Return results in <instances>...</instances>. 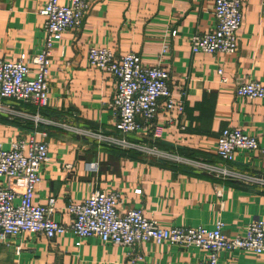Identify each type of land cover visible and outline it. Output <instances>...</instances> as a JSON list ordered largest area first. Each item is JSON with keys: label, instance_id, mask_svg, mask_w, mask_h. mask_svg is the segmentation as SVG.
I'll return each mask as SVG.
<instances>
[{"label": "crops", "instance_id": "0c3cea01", "mask_svg": "<svg viewBox=\"0 0 264 264\" xmlns=\"http://www.w3.org/2000/svg\"><path fill=\"white\" fill-rule=\"evenodd\" d=\"M89 4L78 31H66L51 51L49 98L45 107L13 99L0 106V142L33 139L48 146L49 161L39 169L33 203L54 199L51 219L68 225L69 204L92 193H116L120 215L139 209L163 228L204 227L224 222L223 234L234 239L255 218L264 220V185H245L189 164L217 166L215 145L221 131L235 128L264 143V99L235 95L238 85L255 80L264 85V0H241L242 22L234 54H194L189 40L214 29V0H85ZM46 0H0V59L16 61L36 55L44 45ZM69 0H59L67 4ZM175 31V36L171 32ZM166 45V53L162 49ZM107 48L115 57L133 53L147 67L168 74V87L182 97L179 114L160 110L148 131L126 135L184 162L124 151L60 127L35 122V117L74 129L116 136L110 108L116 81L90 68L88 50ZM221 70L219 74L218 70ZM142 123V119L138 118ZM158 129L160 137L153 139ZM96 162V173L84 169ZM227 167L264 180V154L238 150ZM14 191L21 182L3 181ZM139 189L140 194L135 190ZM78 242V244L76 243ZM19 249V253H16ZM195 248L168 243H140L132 249L104 244L96 237L79 240L71 233L48 240L26 232L0 241V264H197ZM220 264H264V253H220Z\"/></svg>", "mask_w": 264, "mask_h": 264}, {"label": "built area", "instance_id": "2783aa9c", "mask_svg": "<svg viewBox=\"0 0 264 264\" xmlns=\"http://www.w3.org/2000/svg\"><path fill=\"white\" fill-rule=\"evenodd\" d=\"M89 4L85 0H69L60 4L59 0H46L40 14L44 17V45L39 53L32 56L24 54L16 61L0 59V100L13 99L32 104L37 109L45 107L49 98V70L51 51L60 42L66 31H78ZM212 17L214 29L206 34L190 38V49L194 54H234L237 50V32L241 26V0H214ZM176 32L172 31L171 36ZM164 45L162 53H166ZM87 62L90 68L109 73L116 81L115 97L110 108L116 118L118 135L110 136L74 129L63 124L39 119L47 125L70 130L81 136H88L99 143L124 151H136L150 157L184 162L183 159L162 153L144 143H134L126 135L148 131L157 113L162 110L181 114L184 110L182 97H174L168 87V74L159 67H147L140 58L129 53L115 57L107 48L92 47L88 50ZM219 74L221 70H218ZM235 95L248 100L264 99V85L250 80L238 85ZM18 113L0 106V112ZM142 119V123L138 122ZM160 133L154 129L152 138L158 139ZM244 150L264 154V143L243 133L239 129L225 128L221 131L215 145V155L221 161L217 166L190 161L189 164L213 173L217 178L232 179L245 185H264V180L227 167L234 160L235 152ZM49 161L48 146L44 141L33 139L17 140L7 148L0 142V241L23 233H38L48 240L71 233L77 239L96 237L104 244H113L126 249L135 245L153 242L156 245L168 243L185 248H195L201 254L197 264H220V253L236 251L260 256L264 253V220L255 218L244 228L241 235L227 239L223 234V221H217L213 229L204 227L163 228L157 221L147 219L139 209H129L120 215L117 210L119 196L116 193H92L79 204L66 207L71 217L68 225L51 219L54 199H48L46 206L33 203L34 192L40 181L39 169ZM84 169L96 173V162L85 163ZM21 182V190L14 191L3 181ZM140 194V190H135ZM78 244V242H76ZM19 253V249H16Z\"/></svg>", "mask_w": 264, "mask_h": 264}]
</instances>
